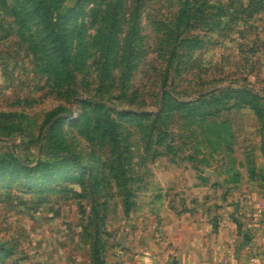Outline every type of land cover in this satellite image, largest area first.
<instances>
[{
    "label": "rangeland",
    "instance_id": "obj_1",
    "mask_svg": "<svg viewBox=\"0 0 264 264\" xmlns=\"http://www.w3.org/2000/svg\"><path fill=\"white\" fill-rule=\"evenodd\" d=\"M33 1L0 0V264H118L169 209L245 198L264 0Z\"/></svg>",
    "mask_w": 264,
    "mask_h": 264
},
{
    "label": "crops",
    "instance_id": "obj_2",
    "mask_svg": "<svg viewBox=\"0 0 264 264\" xmlns=\"http://www.w3.org/2000/svg\"><path fill=\"white\" fill-rule=\"evenodd\" d=\"M251 157L245 198L198 196L191 211L169 209L157 219L162 238L152 232L149 244L121 251L118 264H261L251 253L264 254V137Z\"/></svg>",
    "mask_w": 264,
    "mask_h": 264
},
{
    "label": "trees",
    "instance_id": "obj_3",
    "mask_svg": "<svg viewBox=\"0 0 264 264\" xmlns=\"http://www.w3.org/2000/svg\"><path fill=\"white\" fill-rule=\"evenodd\" d=\"M32 5H35L37 7H44V6H47L49 7V4L46 3V1H43V0H34L32 2ZM49 14V11H46V14ZM42 16V22L44 21L45 23H47L48 25H53L55 22H54V19H53V13L49 14V15H46L44 18H43V15H44V12L41 14ZM60 45H61V50L64 51L65 50V47H64V41L61 39L60 40ZM4 164V162H1L0 161V167Z\"/></svg>",
    "mask_w": 264,
    "mask_h": 264
},
{
    "label": "built area",
    "instance_id": "obj_4",
    "mask_svg": "<svg viewBox=\"0 0 264 264\" xmlns=\"http://www.w3.org/2000/svg\"><path fill=\"white\" fill-rule=\"evenodd\" d=\"M251 256L254 257V258H258V260L261 262V264H264V254H259L257 252H252Z\"/></svg>",
    "mask_w": 264,
    "mask_h": 264
}]
</instances>
